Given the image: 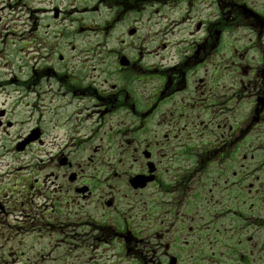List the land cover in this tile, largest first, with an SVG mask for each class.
Returning a JSON list of instances; mask_svg holds the SVG:
<instances>
[{
	"label": "flooded vegetation",
	"instance_id": "1",
	"mask_svg": "<svg viewBox=\"0 0 264 264\" xmlns=\"http://www.w3.org/2000/svg\"><path fill=\"white\" fill-rule=\"evenodd\" d=\"M175 1L185 2L180 40L146 43L133 57L109 47L104 68L90 64L89 71L107 72L99 85L80 77L75 56L57 52L55 41L43 46L47 56L31 78L14 83L0 73L1 147L20 126L9 118V87L75 106L63 121L32 115L15 141L18 152L38 146L32 165L13 173L9 153L0 159V258L31 260L41 253L37 241L71 236L86 244L88 264H264V9L214 0L205 19H192L205 0ZM107 2L111 21L124 22L171 0ZM7 9L9 0H0L3 46ZM43 11L53 22L61 16L55 7ZM242 29L249 44L239 49ZM128 34L123 43L140 37L137 27ZM251 48L257 55L248 62ZM55 129L62 133L47 141Z\"/></svg>",
	"mask_w": 264,
	"mask_h": 264
},
{
	"label": "rangeland",
	"instance_id": "2",
	"mask_svg": "<svg viewBox=\"0 0 264 264\" xmlns=\"http://www.w3.org/2000/svg\"><path fill=\"white\" fill-rule=\"evenodd\" d=\"M224 3L236 2L243 0H220ZM250 4H253L256 8L264 9V0H245ZM214 0H205L200 3L192 12L191 18L200 17L205 19L210 11H214L216 6L213 4ZM172 1L170 4L157 2L147 6V9L143 11L139 19L127 18L124 22L119 20L111 21L114 6H111L107 0H9V9L6 10V28L8 35V42L5 46L0 44V57L3 58L7 66L6 69L0 71L1 74H5L4 78L9 77V82L21 83L22 78H31L35 73L31 72L35 69V64L39 67L40 63L44 60L41 58L47 56V50H43V46H49L51 41L59 42V46L55 49L57 52H63L67 57L75 56L72 61L75 65L76 73L80 74V77H84L89 80H93L96 84H100L96 78L104 76L107 72L103 71H93L90 70V64L104 68L109 62L108 52L109 47H113L115 53L120 52L130 57L136 54L134 50L135 47L145 46L147 47L160 44L163 40L178 41L181 38V33L183 32V23L181 18L184 15L185 4L184 2ZM52 7L61 10V16L56 21H52L49 15H46L42 9H51ZM155 12V13H154ZM81 14L82 19L78 20L77 15ZM128 13V11L126 12ZM66 17V18H65ZM80 17V16H78ZM37 22V23H36ZM5 25L3 23L2 27ZM50 25V26H49ZM130 27H137V34L140 35L139 38L129 40L126 43L122 41L125 40V35L127 39H130L132 35L128 34V29ZM86 30V34H81L80 30ZM88 28H97L95 30H88ZM54 32H62L61 37L53 39L47 34ZM109 31L110 35L106 34ZM127 32V33H126ZM126 33V34H124ZM130 35V36H129ZM237 39V46L239 49L247 46L249 44V37L246 36L245 31L238 30L235 35ZM154 40L155 43H152ZM253 43L251 42V45ZM72 46L79 48L77 51L68 50ZM84 47V48H83ZM31 48L37 49L36 54L40 51V63H36L38 57L35 59H30L29 50ZM39 49V50H38ZM45 52L44 54L42 52ZM90 51V54L94 55L93 59L90 54L85 56V53ZM240 55L241 53L238 52ZM254 55H257L255 49L251 48L249 50V56H247V61L252 62ZM84 58L86 60L87 68H83L81 71V62ZM98 60H103L102 63H98ZM116 60V58L114 59ZM105 61V62H104ZM33 63V64H32ZM116 63V61L114 62ZM113 63V64H114ZM70 67H61L60 73L70 72L72 69ZM8 70V71H4ZM70 70V71H69ZM84 72L88 76H83L81 73ZM9 73V76L7 75ZM59 73V74H60ZM7 75V76H6ZM116 77V76H115ZM37 78V77H35ZM54 88L58 85L54 84ZM38 87L31 88L37 89ZM15 87H9V107L14 106V101L18 100V105H15L12 115L18 120L20 126H15L9 130V142L6 137L2 139V142L9 143L5 147L0 146V155L6 153V156H1L8 158L9 153V170L13 173L16 171L15 167L19 164H30L32 159H39V152L36 151V146L25 153H19L15 149V141L21 133H23L26 128L31 125L32 115L43 117H54L55 121H63V116L75 111V106L66 105L67 101L59 96L52 97L50 92L45 91L41 95H37L41 101L33 99L34 96H28L31 92L30 90H24L22 87L20 89L23 92L16 93ZM43 91V90H42ZM16 97V98H14ZM4 98V97H3ZM1 101V99H0ZM40 102L47 105L46 111H41L33 114V108L36 104ZM81 110V109H79ZM79 123V120H76ZM94 121V119H90ZM62 133L61 130L55 129L51 132L47 131L46 140H54L53 136H57ZM68 135L65 137L67 139ZM96 143V142H94ZM78 144V143H77ZM91 145V143L89 144ZM9 148V151L7 150ZM130 153V151H129ZM127 151V155H129ZM130 156V155H129ZM0 158V159H1ZM3 168H6V162L1 163ZM31 170V168H29ZM244 238V237H243ZM18 249L14 245H6L3 249ZM41 253L33 254L31 260H28L29 254L24 257L23 264H88L89 249L86 244L80 240L73 239L71 236L61 243L46 237L43 241H37L35 247H33ZM45 252L50 253V255H45V258H41ZM0 262H6V264H20V262L9 261V259L0 258ZM1 264V263H0Z\"/></svg>",
	"mask_w": 264,
	"mask_h": 264
},
{
	"label": "bare ground",
	"instance_id": "3",
	"mask_svg": "<svg viewBox=\"0 0 264 264\" xmlns=\"http://www.w3.org/2000/svg\"><path fill=\"white\" fill-rule=\"evenodd\" d=\"M95 29H97V28H92V29H90V28H88V30H95ZM36 51H37V49H33V48H31L30 50H29V53H30V59H34L35 58V56H36ZM33 114H35V113H37V112H41V111H46L47 110V105L46 104H42V103H38V104H36V106L33 108Z\"/></svg>",
	"mask_w": 264,
	"mask_h": 264
}]
</instances>
